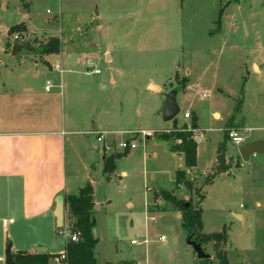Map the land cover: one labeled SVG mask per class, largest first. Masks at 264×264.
<instances>
[{
  "label": "rangeland",
  "instance_id": "374dc122",
  "mask_svg": "<svg viewBox=\"0 0 264 264\" xmlns=\"http://www.w3.org/2000/svg\"><path fill=\"white\" fill-rule=\"evenodd\" d=\"M23 2L28 10L20 0H0L1 72L12 68L39 89L47 81L53 85L58 75L47 77V65L42 63L47 56L43 48L51 38L58 39L67 54L83 57L81 64L74 60L59 67L64 71L65 93L72 96L67 95L62 113L76 125L86 121L84 128L71 130L89 132L71 138L81 139L73 158L78 176L96 178L92 215L96 264L201 263L187 245V233L171 210L175 208L163 200L161 191L192 205L202 196L203 233H219L225 228L227 243L222 248L230 264H264V155L243 162L238 147L228 141L232 130L243 134V145L249 135L261 133L249 134L254 123H249L248 116L264 127V0ZM14 26L9 41V28ZM15 40L28 43L29 49L12 55ZM44 59L50 64L58 61ZM22 63L29 67L25 69ZM93 69L100 74L90 75ZM150 83L161 91L150 92L146 89ZM171 91L177 93L180 113L167 131L190 130L196 118L193 137L204 135V140H195L196 168L185 170L193 190L174 186L175 171L184 169L182 155L172 153L171 144L164 150L143 151L139 141L146 139L135 132L131 136L138 141L137 149L117 159L116 170L107 181L96 134L107 129H144L153 130L150 139H157L160 131L156 130L165 127L161 119L165 96ZM157 105L159 114L152 113ZM185 113L189 119L183 118ZM129 136L117 135L116 142ZM221 143L227 150L229 169L206 184L207 177L215 174L216 148ZM69 151L67 146L68 159ZM122 170L125 177H120ZM242 211L245 221L232 216ZM64 223V231H69L72 220L66 210ZM39 236L44 239L40 231ZM51 238L58 244L63 239L61 235ZM212 245H201L209 264L216 263Z\"/></svg>",
  "mask_w": 264,
  "mask_h": 264
},
{
  "label": "crops",
  "instance_id": "0c3cea01",
  "mask_svg": "<svg viewBox=\"0 0 264 264\" xmlns=\"http://www.w3.org/2000/svg\"><path fill=\"white\" fill-rule=\"evenodd\" d=\"M22 31L27 33L26 28H23ZM10 35L9 31L8 40ZM67 53L64 52L61 44L59 54L44 57H54L58 59L57 62L50 64L43 58L42 63L47 65L48 69L47 77L52 76L53 73L58 77L54 80L53 85L47 81L46 85L40 89L35 82L21 79V75H18L12 68L0 71V77L4 76V79L0 80V263L2 264L5 262L6 251H10L11 254L15 252L35 253V248H44L45 253L48 254L63 252L65 239L63 238L62 242L58 244L51 238L52 235L60 236L54 216L56 200L59 196H63V198L76 196L86 184H89L93 189V183L96 180L95 177H79L73 164L75 145H78L81 139L71 137L74 135L87 136L89 132L73 130L75 126L84 128L86 121L83 120L76 125V121L67 119L62 113L66 97L68 95L69 98L71 94L65 93L62 77L64 71L59 65L65 67V65L72 64L71 62L74 60L81 64L83 58L78 54ZM33 62L37 63V61ZM22 64L25 69L29 67L28 64ZM150 86H155V91H151ZM146 89H149L150 92L161 91L160 86L151 83L146 85ZM53 90H57V92L52 93ZM69 99H72V96ZM159 106L157 105L155 109L151 110L152 113L159 114ZM247 118L251 125L254 123L249 134L252 131L261 132L258 135H249L248 143L264 141L263 125L253 122L249 116ZM162 122L165 127L156 131H167L172 126V122H164L163 119ZM71 128L73 129L71 130ZM91 128L95 129V126L91 125ZM152 131L142 129L123 132L107 129L103 132H107L108 140L116 141L117 135ZM139 142L143 151H149L153 147L164 150L167 146L166 143L157 139H146V141ZM67 146L70 149V159L67 158ZM92 147L96 148V144H93ZM226 152L225 158L228 159ZM131 154L130 152L125 157ZM103 157L102 154V168ZM116 161L118 160L114 162V171L116 170ZM185 170L191 171L192 169ZM126 175L124 170L120 172V177ZM182 189L184 188H180V190ZM174 191L172 190L171 193ZM255 207H260V204L256 203ZM171 210L180 218V213L173 208ZM232 216L240 219L241 222L245 221L244 211L234 212ZM65 227L64 223L62 228ZM39 231L44 235V239L39 236Z\"/></svg>",
  "mask_w": 264,
  "mask_h": 264
},
{
  "label": "trees",
  "instance_id": "16d2710c",
  "mask_svg": "<svg viewBox=\"0 0 264 264\" xmlns=\"http://www.w3.org/2000/svg\"><path fill=\"white\" fill-rule=\"evenodd\" d=\"M24 9H28L27 3L20 0ZM222 11L219 12V19L221 18ZM17 26L9 29L11 33H14ZM23 29V25H20ZM61 43L56 38H51L49 44L43 48L42 53L44 55L59 54ZM175 121V120H173ZM172 121V122H173ZM197 129V119L194 118L190 125V130H177L173 129L167 132L160 131L157 134V140L164 143L171 144L169 149L172 153L181 154L183 157L184 169H178L175 172L174 186L177 188H184L187 191H192V183L185 178V169H193L197 164V144L193 139V131ZM226 148L223 143L219 144L216 149V170L215 174L211 177H207L206 184L210 183L214 177L219 174L227 172L229 169L225 161ZM128 153L111 154L107 157H103L102 171L106 175V180L110 181V175L114 172V162L117 159L127 156ZM93 189L89 184H86L76 196L64 197V209L67 216L72 220V225L69 228V232L78 235V241L76 243H65V252L67 254L68 264H96L94 257V249L97 244V240L92 235V228L94 226L93 215ZM161 195L165 202H169L180 213L181 226L187 233V239L191 235L192 240L201 245L212 242L214 257L216 259L215 264H230L226 252L223 250V246L227 243V234L225 228L219 233H202L201 222V209L199 203L202 200V196L199 198L197 205H192L190 202L185 203L178 201L174 195L168 194L165 191H161ZM188 204L186 208L185 205ZM60 229H57L59 232ZM12 260L15 264H47L51 254L48 253H27V252H15L11 254ZM209 259L202 260L200 264H209ZM132 264V263H122Z\"/></svg>",
  "mask_w": 264,
  "mask_h": 264
},
{
  "label": "water",
  "instance_id": "95a60500",
  "mask_svg": "<svg viewBox=\"0 0 264 264\" xmlns=\"http://www.w3.org/2000/svg\"><path fill=\"white\" fill-rule=\"evenodd\" d=\"M21 49H29V44L20 40H15L12 43L11 54L15 55ZM149 89L151 91H155V86H150ZM176 95L175 91L169 92L165 96V102L162 112V119L164 122H172L179 115L180 109L176 103ZM238 154L243 162H247L249 158L253 155H264V141L251 142L243 145L238 149ZM188 207V204L185 205ZM54 216L56 220L57 229H61L64 225V198L63 196H59L55 203V211ZM181 217V216H180ZM193 236L191 235L187 239V245L192 248L194 251L196 258L200 261L209 259V256L205 254L202 250V246L200 243H196L192 240ZM35 253H45L46 250L44 248H35ZM4 264H15L12 260V256L10 251H6L5 253V262Z\"/></svg>",
  "mask_w": 264,
  "mask_h": 264
},
{
  "label": "built area",
  "instance_id": "2783aa9c",
  "mask_svg": "<svg viewBox=\"0 0 264 264\" xmlns=\"http://www.w3.org/2000/svg\"><path fill=\"white\" fill-rule=\"evenodd\" d=\"M99 74H100V71L98 69H93L92 71H90V75H99ZM183 118L185 120L189 119V114L188 113L183 114ZM164 132H167V131H164ZM128 134L130 135L129 137L119 142H116L114 140H108V137L106 134L98 133L96 134V144H99L101 152L103 154L130 153L137 149L138 141L134 138V136H131V134L133 133L129 132ZM134 134L140 135L141 140L150 139L153 136V132H140V133H134ZM193 139L194 141L204 140V135L196 134V137H193ZM244 140L245 138L243 134L238 131L232 130L228 133V141L233 146L238 147V149L243 146ZM118 151H121V152H118ZM64 229L62 228V230L59 231V235H61L65 239L66 243L68 242L76 243L78 241V235L72 234L69 231H64ZM160 239L162 240L163 238H160ZM47 264H68L67 254L65 250L61 253L51 254L50 258L48 259Z\"/></svg>",
  "mask_w": 264,
  "mask_h": 264
}]
</instances>
